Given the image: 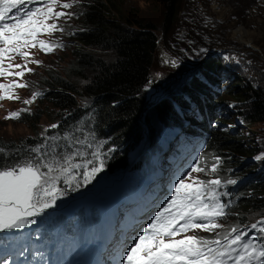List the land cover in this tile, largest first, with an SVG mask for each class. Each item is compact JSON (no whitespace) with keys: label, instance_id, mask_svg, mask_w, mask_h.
I'll return each instance as SVG.
<instances>
[{"label":"trees","instance_id":"16d2710c","mask_svg":"<svg viewBox=\"0 0 264 264\" xmlns=\"http://www.w3.org/2000/svg\"><path fill=\"white\" fill-rule=\"evenodd\" d=\"M153 2L163 8L164 32H168L177 21L180 0ZM79 11L77 26L68 32L73 47L63 51L69 52L68 60L58 70H48L38 88L43 89L37 98V107L42 105V109L29 118L18 117L17 122L30 131V136L0 138V170L25 163L28 155L36 157L33 149L38 143L44 147L38 148L45 161L48 147L54 159L82 158L89 150L75 151L80 137L79 141L85 140L89 147L108 148L110 155L103 167L116 173L125 166L129 153L143 143L146 133L152 137L159 123L177 122L185 132V149L204 146V158H220L222 180L217 191L228 192L224 197H231L232 209L223 220L225 231H215L206 239L223 237L233 227L250 229L264 217V170L259 171V164L252 161L259 148L247 141L241 126L234 129L232 124L237 117L245 128L264 125V81L259 85L258 80L248 82L237 75L239 80L233 84L227 81L221 87L229 72L219 56L211 53L206 59L204 55L181 91L142 117L160 44L156 28L124 17L114 0H82ZM263 73L259 72L261 76ZM80 104L85 106L79 108ZM46 137L47 143L43 141ZM55 139L62 144H54ZM96 154L95 150L90 152L91 157ZM229 179L237 183L228 184Z\"/></svg>","mask_w":264,"mask_h":264},{"label":"rangeland","instance_id":"374dc122","mask_svg":"<svg viewBox=\"0 0 264 264\" xmlns=\"http://www.w3.org/2000/svg\"><path fill=\"white\" fill-rule=\"evenodd\" d=\"M82 0H60V3L56 6L55 10L60 12L70 13V16L61 17L56 20L55 23L59 27L63 28V31H53L50 33L44 32V35L38 40H43L53 46L59 45V47H53L50 52L43 51L39 45L30 52L29 49H25L31 53L29 60L40 61L39 64L27 63V67L33 69L32 72H26L21 83L28 85L26 88H14L12 94L19 96V100L2 99L0 100V138L5 140L18 139L26 136H30V131L21 123L17 122V118L10 117L11 113L19 112L20 118H29L35 111L39 112L42 109V105L37 107V98L31 104L26 105L23 101L31 99L32 95L37 92V89L42 84V80L46 76L48 70H58L63 63L69 58V52L63 53V49L73 47V43H69L68 32L73 30L77 26V19L79 17V4ZM118 3L124 17H128L131 20L143 23L144 25H151L156 28V34L159 38L160 44L158 45V51L151 70V79L159 81V85L163 88L159 89L156 83L148 88L155 89L156 92L165 89L167 87L170 94L180 92L184 83L192 75L194 71V62H197L202 58V55L208 54L206 59L211 53L219 56L218 60L222 61L226 70L229 72L227 78L220 82V86L227 81L234 83L240 78L237 75H241L249 82L258 80L259 85H262L264 81V73L261 76L259 72H264V1L263 0H180L178 7V18L174 26L168 31L164 32L166 25L164 24V12L163 8L154 3L153 0H114ZM72 4L71 8H64L63 4ZM219 10L220 15L213 11V7ZM222 11V12H221ZM225 15V16H224ZM50 21L48 23H53ZM165 28V29H164ZM246 31L254 35L249 40L250 47L245 42L236 43L232 41L233 35ZM237 31V32H235ZM73 38V37H71ZM256 49L253 48V46ZM162 50L166 51L168 58H164ZM165 53V52H164ZM226 55L221 58V55ZM163 56V58H162ZM171 56V58H170ZM212 56V55H211ZM170 58V60H169ZM215 63L219 61L216 58H211ZM166 60V61H165ZM169 60V61H168ZM175 61V64H173ZM12 64H25V58L15 57L8 61L4 67H7L8 63ZM66 66V65H65ZM205 67V66H204ZM10 71H19L20 69H9ZM178 78V79H177ZM18 77L4 76L0 78V83L9 84L13 80H19ZM153 83V82H152ZM188 85V83H187ZM149 93V92H148ZM4 94L3 90H0V96ZM161 94V93H160ZM164 95V94H163ZM160 96V95H159ZM161 96L159 100L162 98ZM37 103V104H36ZM150 98L147 97L146 105L149 106ZM159 103L157 102V105ZM79 108H83L85 104H80ZM27 109V111H24ZM95 119L96 113L91 114ZM144 120L140 122L143 123ZM233 123L241 125V121L237 117H233ZM76 124V122H75ZM74 124V125H75ZM169 123H165L164 126H168ZM169 126L167 131L171 132L172 128ZM241 131L244 132L247 141L253 143L259 149L252 157V161L256 164H261L259 169L264 168V125L254 124L248 126V129L241 126ZM163 133V132H162ZM49 137H46L43 141L47 143ZM75 148V151L88 150L86 141H79ZM56 140V139H55ZM53 141L54 144H62V141ZM148 142L145 146L129 153L130 156L141 157L145 161L148 156H145L146 146H150ZM43 147L38 143L37 147ZM44 148V147H43ZM98 151V149H95ZM135 153V154H134ZM167 153V152H166ZM201 150L197 155H201ZM56 154V153H55ZM168 155V154H167ZM182 157V163H187L190 158V153L185 151L179 153ZM35 157V156H34ZM31 155H28L23 159L27 162L33 159ZM67 157V156H66ZM71 157V163L65 164L64 158L51 157L47 160V163L53 164V167L58 169L50 175L58 177L56 184L60 192L74 193L75 196L79 191L84 190L91 184H89V178L93 175L92 168L101 169L102 162L98 159L90 167L89 164L82 162L81 158ZM261 157V159H257ZM200 159V161H198ZM80 167H75V165ZM166 160H161V168L166 174L163 182H168V169L165 167ZM191 164L199 165L204 168V172L192 173L194 178H198L201 181H207L209 179H217L220 177L218 172L219 164L213 158L208 161H204L201 157H197V160L187 165H182V173H187V169ZM213 164L217 165V171L211 172L210 169ZM179 165V164H178ZM196 166H192L196 167ZM62 167H70L68 172L61 173L59 171ZM135 169V166H134ZM46 171V169H42ZM158 171V169H157ZM58 174H54V173ZM98 172V171H97ZM106 172V170H103ZM120 174V171H117ZM96 173V172H95ZM94 173V174H95ZM138 173L136 175H140ZM98 175L97 177H99ZM135 176V173H134ZM59 177H62L59 178ZM176 179V178H175ZM174 179V180H175ZM162 182V183H163ZM115 181L105 180L101 182L92 192L107 188H115ZM77 196H85L84 194H77ZM92 194H88L86 197L90 198ZM68 197L73 196H61V193L56 196L55 206L53 208L46 209L43 213L32 217L36 220L34 224H25L20 229H13L11 231L0 232V240L6 242L8 245L13 246L19 239L28 242L30 239L26 237V234H37L42 229L44 223L50 225L51 231H56L63 222H67L70 218L76 217V210L79 211L81 207V201L83 198L77 200H70L69 205L61 210L58 207ZM109 196H103L95 202L87 204L86 209H82L80 214L84 212L90 213L92 217H104L106 214L111 213L112 209L106 207V202ZM75 198V197H74ZM45 215V217H42ZM69 215V216H68ZM30 218V219H32ZM195 230L193 233L197 238H202L205 234L204 230ZM257 231V230H256ZM192 233V234H193ZM7 234H12L14 237L11 241L5 238ZM200 234V235H198ZM58 236V233H57ZM258 241H261L259 238Z\"/></svg>","mask_w":264,"mask_h":264},{"label":"snow or ice","instance_id":"6c2138e0","mask_svg":"<svg viewBox=\"0 0 264 264\" xmlns=\"http://www.w3.org/2000/svg\"><path fill=\"white\" fill-rule=\"evenodd\" d=\"M36 2L41 0H0V45H2L0 46V77L20 78L9 84L0 83V90L4 91L0 100L20 99L19 96L13 95L11 90L28 87L27 84L20 82L26 72L33 71L27 67V63H40L37 60H29L31 53L25 49L36 48L39 45L43 51L50 52L53 47H59L38 40L37 37L42 32H62L63 28L55 21L71 15L55 10L60 0H42L43 7L28 9L21 7L26 3ZM63 7L71 8L72 4L64 3ZM49 20L54 22L48 23ZM12 54L25 58L26 63L22 65L9 62L7 67H4L5 59L11 60ZM39 95L41 93L36 92L30 100L26 99L23 102L26 105L31 104ZM19 115V112H13L6 118H18ZM51 127L56 128L58 125ZM33 151L37 153L33 159L0 170V232L20 229L25 224L36 223L32 217L53 208L56 196L60 194L56 184L58 177L50 175L58 169L54 168L53 164L45 162L40 148ZM216 160L219 161L220 158L216 157ZM64 163L70 164L71 157H65ZM75 167L80 165L77 164ZM100 170L93 167L92 173ZM59 171L68 172L69 169L62 167ZM204 171V168L197 165L178 180L174 185V194L168 198L143 229L142 234L138 235L127 249L123 264H264V243L244 239L248 236V231L253 229L264 233V221L251 224L248 231H240L233 227L230 232L223 235L222 239L225 241L223 243L220 238L204 240L188 235L181 239L176 238L190 230L215 232L216 229L223 227L216 222V218L226 215L225 209L229 205L222 202L220 197L228 196L229 193L217 191L221 185L219 178L201 181L192 176V173ZM210 171L215 173L217 165L213 164ZM227 183L234 185L237 181L229 179Z\"/></svg>","mask_w":264,"mask_h":264},{"label":"bare ground","instance_id":"6f19581e","mask_svg":"<svg viewBox=\"0 0 264 264\" xmlns=\"http://www.w3.org/2000/svg\"><path fill=\"white\" fill-rule=\"evenodd\" d=\"M213 11L215 13H217V14L219 13V10L216 9V6L213 7ZM218 15H220V14H218ZM238 31H241L242 32V30H238ZM235 32H237V31H235ZM253 37H254V35L252 33L244 31V32H242V34L241 33H238V34L233 35L232 41H234L236 43L245 42L250 47V43L251 42L249 40H251ZM253 48L256 49V47H254V46H253ZM163 55H164V58H166V59L168 58V54L167 53H164V51H163ZM148 92H147V97L149 96V98H150V103H149V106H150L155 100H157L159 98V95H160L161 92H160V90L158 92H156L155 89H153V88L150 89ZM156 106H157V103H156L155 107ZM197 136H199V134H197ZM133 151H135V149ZM134 161H135L134 155H132V156L129 155L126 158L125 166L122 169H120V173L123 174V175L134 176V173H135L134 164H133ZM162 178L165 179V177H162ZM114 249H115L114 254L115 253H121V249L120 248H114Z\"/></svg>","mask_w":264,"mask_h":264},{"label":"water","instance_id":"95a60500","mask_svg":"<svg viewBox=\"0 0 264 264\" xmlns=\"http://www.w3.org/2000/svg\"><path fill=\"white\" fill-rule=\"evenodd\" d=\"M148 83H150V79L148 80ZM145 110H146V108H145ZM158 135H159V132H156L154 135V138H153L154 141L157 139Z\"/></svg>","mask_w":264,"mask_h":264}]
</instances>
